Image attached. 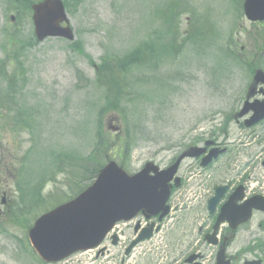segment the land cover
<instances>
[{
  "label": "rangeland",
  "instance_id": "374dc122",
  "mask_svg": "<svg viewBox=\"0 0 264 264\" xmlns=\"http://www.w3.org/2000/svg\"><path fill=\"white\" fill-rule=\"evenodd\" d=\"M70 2L68 16L76 40L97 63L105 54H126L150 35L155 34L159 38L163 21L174 28L170 34L173 45H182L178 56H170L159 67L134 71L132 76L126 77L127 82L137 83L135 87L130 86L132 96L130 102L125 103L128 107L126 119L111 113L102 121L107 132L119 138L129 136L133 151L128 163L129 172H137L148 161L165 167L184 143L211 132L218 133L222 122L240 107L246 76L245 70L233 59L244 64L242 46L246 52H257V44L260 46L261 40L257 42L255 37L264 28L251 27L242 16L228 14L231 0H171L170 4V0H82L77 5L72 0ZM235 2L234 15L239 14L238 0ZM17 3L25 9L23 0ZM215 9L226 10L220 21L219 13L213 17L217 27L211 18ZM207 11H211L207 13L210 26L203 28L204 35L194 34L196 27L201 25L200 17ZM11 15H15L14 20ZM0 25V31L5 33L2 39L8 42L3 52L0 51V59L6 55L10 60L20 57L24 69L19 66L15 72L26 75L27 85L19 100L35 109L37 117L33 135L2 131L0 120V135L4 138L2 145L6 148L10 167L9 172L3 174L10 180L4 182V187L12 182L6 189L11 198L15 182L12 178L19 160L30 147L34 148L36 155L58 149L88 155L93 150L96 127L100 123L97 110L105 99L102 90L95 85L94 66L81 51L71 46V42L51 38L35 46L27 45L34 32L31 13L23 11L19 17L9 1L0 0ZM243 29L249 32L243 35ZM12 37L19 39L11 40ZM228 49L234 52L233 59L226 56ZM15 67L16 63H12L9 71ZM263 126L257 127L250 135L251 132L243 131L231 122L227 142L237 143L239 137L243 144L213 167L216 170L215 184L224 173L222 181L228 176L247 178L250 173V188L264 193V153L256 162L251 161L257 149L264 148ZM258 142L261 145L257 147ZM109 153L115 157L114 153ZM15 157L19 160L12 165ZM37 159L34 169L40 166L42 157L37 156ZM247 161H250L249 165ZM181 173L186 178L185 187L176 192L172 201L174 211L161 224L153 239L139 244L127 256L126 248L132 241L137 221L133 220L120 224L98 249L77 253L57 264H182L185 253L194 246L207 256L215 254V249L201 240L198 231L200 225L208 226L212 218L208 217L203 203L198 210H188L185 198L192 183L186 167ZM71 178V174L61 173L55 182L48 184L42 191L48 203L54 201L50 193H59L63 198L73 194ZM2 198L1 194L0 206L5 210ZM197 201L199 204L201 200L198 198ZM141 220L144 225V218ZM263 223L264 213L256 212L252 221L241 228L228 249L229 254L238 257L234 264L264 258V250L257 248L264 245ZM6 225L5 238L0 239V264H47L39 262L36 255L16 244L15 240L24 239L27 233L24 226L10 221ZM115 233L120 235L118 245L112 244L111 236Z\"/></svg>",
  "mask_w": 264,
  "mask_h": 264
},
{
  "label": "water",
  "instance_id": "95a60500",
  "mask_svg": "<svg viewBox=\"0 0 264 264\" xmlns=\"http://www.w3.org/2000/svg\"><path fill=\"white\" fill-rule=\"evenodd\" d=\"M33 9L40 39L46 35L71 37L67 28L59 27L66 20L63 4L59 0H44L33 5ZM245 11L252 20L264 19V0H246ZM178 164L160 171L158 166L147 163L140 172L128 175L115 162H110L92 187L36 222L31 230L36 249L45 260H58L79 248L96 246L116 222L129 220L139 211H143L147 218L162 212L160 218H163L169 212L166 205L171 192L169 183L177 172ZM250 201L237 207L234 199H231L223 208L217 224L228 220L232 228L236 229L240 223L250 219L253 208L264 210V200L253 198ZM152 228L153 225L141 234L128 252L139 241L149 238ZM85 239L89 243L80 245ZM58 244L66 248L58 249ZM218 264L227 263H221L220 257ZM245 264H261V261Z\"/></svg>",
  "mask_w": 264,
  "mask_h": 264
},
{
  "label": "trees",
  "instance_id": "16d2710c",
  "mask_svg": "<svg viewBox=\"0 0 264 264\" xmlns=\"http://www.w3.org/2000/svg\"><path fill=\"white\" fill-rule=\"evenodd\" d=\"M142 57L138 54V52H133L130 55L126 56L124 59L118 61L115 67L107 69V71L111 72H120L122 70L128 69L130 66L139 64L142 62ZM113 80L117 79L116 75L112 77ZM110 87V96L109 102L107 104V108H118L120 105V100L122 96V89L117 88L115 82ZM102 143H100L101 145ZM77 158L73 155L62 153L58 156L57 161V169L63 172L72 173V182L78 186V182L80 181H90L95 177L98 171V167L94 165L93 161L95 158H85L80 159L78 163L74 164V161ZM71 167V171L68 169ZM26 200L29 202L30 207L38 206L45 202L44 197L41 194V186L28 187L26 193Z\"/></svg>",
  "mask_w": 264,
  "mask_h": 264
},
{
  "label": "flooded vegetation",
  "instance_id": "af4514ba",
  "mask_svg": "<svg viewBox=\"0 0 264 264\" xmlns=\"http://www.w3.org/2000/svg\"><path fill=\"white\" fill-rule=\"evenodd\" d=\"M253 24L258 25V26H262V25H264V22L263 23L256 22ZM256 64H257L256 66H253L251 68L253 70L251 72L254 73L257 69H263L264 70V59H260L259 62H257ZM257 99H264V89L262 87H259L258 89L255 90L253 100H257ZM196 161L199 162V159Z\"/></svg>",
  "mask_w": 264,
  "mask_h": 264
}]
</instances>
